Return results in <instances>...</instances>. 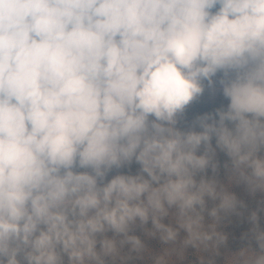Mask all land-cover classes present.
I'll return each instance as SVG.
<instances>
[{"label":"rangeland","instance_id":"1","mask_svg":"<svg viewBox=\"0 0 264 264\" xmlns=\"http://www.w3.org/2000/svg\"><path fill=\"white\" fill-rule=\"evenodd\" d=\"M160 1L138 0L133 30L108 44L99 30L110 12L86 18L94 0H0V264H264V0H173L182 9L172 12ZM180 14L207 48L206 68L177 51L154 59L160 76L145 72L131 50L138 33L152 56L150 37ZM96 26L100 41L78 44ZM191 73L204 96L186 99L184 87L174 102L178 75ZM93 79L111 89H84ZM232 81L250 106L223 121L212 93ZM104 102L98 161L103 140L90 122ZM35 149L43 172L33 171ZM115 153L121 162L100 171ZM104 174L144 189L73 199Z\"/></svg>","mask_w":264,"mask_h":264},{"label":"trees","instance_id":"2","mask_svg":"<svg viewBox=\"0 0 264 264\" xmlns=\"http://www.w3.org/2000/svg\"><path fill=\"white\" fill-rule=\"evenodd\" d=\"M38 1H40V3H44V2H53L54 0H37V2ZM187 1H189V0H187ZM137 2H138V0H94L93 5L99 4L100 8H97L91 4L90 9H87L88 11H85L87 14L86 18L92 19V20L96 19V21H98V18L96 15H99V16L104 15L103 18H105L107 15H109V12H110V19L107 20L108 22L106 21L105 24L100 25L99 38L100 39L104 38L102 40L106 41L108 44H114L115 41H118L120 38H123L122 34L125 31H127V29H132L130 26L134 23V19L132 18L131 13L134 11V9H135L134 6L136 5ZM160 4L165 9L168 7L169 12L170 11L172 12L175 9H182L177 5V3L173 2V0H161ZM36 7H38L37 4H36ZM36 7H34V8L36 9ZM183 13L184 12H182L181 14H183ZM175 14H177V13H175ZM181 14L179 15V18H181V19H179L177 21L173 20L174 22H172V23L170 20L168 21V24L165 27V33L162 31L160 34L156 33L154 37H150V41L152 42V47H153V51H154V54L152 56L148 50H145V51L143 50L144 45L147 44V41H148L147 37L139 35V33H138V37L140 38V40H136L135 42L132 43L131 50L132 49H134V50L138 49L140 51V55L142 57V58H140V60H141L140 63H142L143 66H141V67H144L145 72L148 70L154 71V73H157L158 76H160L161 73L159 71H161V70H159V69H161V68L158 66V71H157V66H156L154 59L159 61L158 64H160L162 56H167L168 59L170 60L174 57L172 54H176L177 51H180V52L185 51L186 54H188L189 56L192 57L191 61H190V63L192 64L191 69H193L197 72H200L206 68V65L209 62V59H208L209 54H208L207 48L204 47L202 45V43H200V41L194 42V38H192V36H193L192 34H190V33L187 34L188 28L190 26V21L187 17V14L183 15V16H181ZM82 24L85 25V27H87V28L90 25V24L84 23L83 21H82ZM214 24H215V21H213L212 26ZM101 26H104V28H102ZM94 28H96V29L90 28V30H89L90 34H87V32L79 33L78 34V44L90 45V48H93L94 44L97 41H100V39H96L98 36L97 26ZM106 30H109V31L107 32ZM76 31H78V30H76ZM92 31H95V33L93 34ZM157 34H159L160 36L158 37ZM172 38H175V39H172ZM191 38H192V41L190 42L189 39H191ZM81 39H84V40L81 41ZM121 40L122 39H120V41H118V42H122ZM153 40H154V44H153ZM176 45L178 47H176ZM199 45H201V46H199ZM0 58H2V56H0ZM0 63H2V61H0ZM20 70L21 71H19V72H13V74L15 76L20 75L22 73V69L20 68ZM192 75L195 76L194 77L195 79L192 82H190L188 77H187V79H185L182 76L178 75L179 78L181 80H183V81H181L183 83V85L180 89V95L178 96V98H176L174 96V94L171 96L170 95L171 91H169V96L174 100V102L183 100L184 97H183L182 92L184 90V87L186 89L185 91L187 92V98L186 99H190V97H192L195 100V102H198L197 100L200 97L204 96L203 92L205 91L206 83L201 79V76L199 74L197 75V73H196V74H192ZM24 76H25V78H27V73L23 74V77ZM193 76H189V77L193 78ZM3 77H4L3 75H0V80H3ZM89 82L90 83L84 81V83H83L84 89H85V87L90 88L91 90L98 88V89H102L101 92L111 89V85H109V87L107 89H105L104 84L100 83L99 81H97L95 79H93L92 81H89ZM232 82H233V86H230L229 88L223 89V90H215L212 93V94H214L213 99H215L217 104H219L221 101L220 106L223 107V110H222V114L220 117L223 119V121H228L230 119L232 121L233 120L237 121L236 119H239L244 114V109L247 108V106H250L249 105V103H250L249 98H247L246 100L244 99V100L239 101L238 100V99H240L239 96L235 97L236 91H237V86L234 87V81H232ZM168 85L176 87V85L170 84V82H168ZM217 92H218V94H221V95H218ZM162 98H163L164 102L168 101V97L166 95L163 94ZM238 102H240V104H238ZM260 102H261V100H259L256 103H260ZM186 103H188V102L185 101L184 104L186 105ZM190 103H191V100H190ZM166 106H168V105L164 104L165 108H166ZM101 107H102V110L98 114H96V115L100 116V119L94 123L90 122V125L96 131H98L96 128L101 127L100 124L106 118V113L110 112V111H108V109L111 108V105H110V103L107 104L106 102H104L101 104ZM187 112H189V111H186V114H187ZM185 115L183 113H181L180 117L182 119H184ZM244 118H241V119H244ZM160 119H161V117H160ZM169 119L170 118L168 117V111H167L166 112V121ZM171 122H172V120H171ZM98 132L100 133V136H98V137L102 138L103 143L100 147L95 148V150H98V151H97V153L95 152L94 155L96 156L98 154H102V157H104L105 153H106V150H105V133L104 132L101 133L100 131H98ZM171 145L173 146V143H171ZM127 149H130V148H127ZM115 150L116 149L114 148L113 152H115ZM34 151L38 152V155L35 156V158H34V162H35L34 166L35 167H34L33 171L43 172L44 164L42 163V160H43L44 156L40 157L39 154H42V152H40L39 149H35ZM126 151L127 150H125V153H126ZM100 159H101L100 155H98V161ZM120 162L121 161L119 158V154L115 153L110 158H104V160L100 166V171L102 169H103V171H105L108 166L111 167V165L117 164ZM124 163H126V162L124 161ZM119 166L122 167V164H120ZM119 166H118V168H120ZM94 169H96V168L94 167ZM110 171H109V173H110ZM109 176H110L109 174H104V176L102 178H101V176H100V178L98 177L99 183L96 180H93L92 186H91V179H90L87 186L83 187L84 190L80 186H79V189L74 187L73 191L79 192V193L74 195L75 197H73V199H75V200L82 199L85 196V194L87 193V189L94 192L98 188L100 191H103V192L108 191L106 194H116V193L131 191V190L137 191V190L144 189L141 186H139L138 184H135V188L131 189L132 187H130L126 184V180H122V179L120 181H118L116 179L115 182H113L112 184L109 185L106 182L107 178ZM104 178H105V180H104ZM93 184H95V185L93 186ZM92 197H95V195H93ZM47 203L48 202H46V201L39 202V204H43V205H45Z\"/></svg>","mask_w":264,"mask_h":264}]
</instances>
